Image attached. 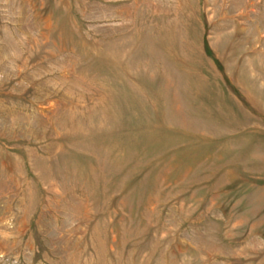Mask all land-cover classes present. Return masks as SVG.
Segmentation results:
<instances>
[{
	"label": "rangeland",
	"instance_id": "374dc122",
	"mask_svg": "<svg viewBox=\"0 0 264 264\" xmlns=\"http://www.w3.org/2000/svg\"><path fill=\"white\" fill-rule=\"evenodd\" d=\"M0 264H264V0H0Z\"/></svg>",
	"mask_w": 264,
	"mask_h": 264
}]
</instances>
